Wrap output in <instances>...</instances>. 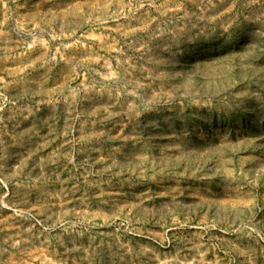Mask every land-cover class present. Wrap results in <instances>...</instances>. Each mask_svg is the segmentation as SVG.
<instances>
[{"label":"rangeland","instance_id":"obj_1","mask_svg":"<svg viewBox=\"0 0 264 264\" xmlns=\"http://www.w3.org/2000/svg\"><path fill=\"white\" fill-rule=\"evenodd\" d=\"M0 264H264V0H0Z\"/></svg>","mask_w":264,"mask_h":264}]
</instances>
